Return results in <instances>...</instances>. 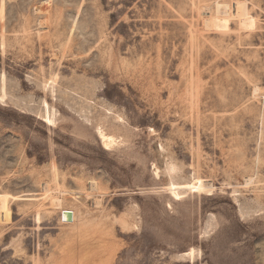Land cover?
I'll return each instance as SVG.
<instances>
[{
	"label": "rangeland",
	"instance_id": "374dc122",
	"mask_svg": "<svg viewBox=\"0 0 264 264\" xmlns=\"http://www.w3.org/2000/svg\"><path fill=\"white\" fill-rule=\"evenodd\" d=\"M0 264H264V0H0Z\"/></svg>",
	"mask_w": 264,
	"mask_h": 264
},
{
	"label": "bare ground",
	"instance_id": "6f19581e",
	"mask_svg": "<svg viewBox=\"0 0 264 264\" xmlns=\"http://www.w3.org/2000/svg\"><path fill=\"white\" fill-rule=\"evenodd\" d=\"M100 136H101V141H102V143H103V145H104V147L107 149V150H109L114 144H115V139L112 137V136H108L107 134H105V133H101L100 134ZM202 188H203V186H202V184H200L199 186H196L195 187V190L196 191H200V190H202ZM62 207V206H61ZM61 210V209H60ZM68 210V209H67ZM65 212V211H64ZM70 212H72V211H70ZM73 213V212H72ZM74 214V213H73ZM74 217H75V215H74Z\"/></svg>",
	"mask_w": 264,
	"mask_h": 264
},
{
	"label": "water",
	"instance_id": "95a60500",
	"mask_svg": "<svg viewBox=\"0 0 264 264\" xmlns=\"http://www.w3.org/2000/svg\"><path fill=\"white\" fill-rule=\"evenodd\" d=\"M64 223H73L74 222V214L70 211H65L62 214Z\"/></svg>",
	"mask_w": 264,
	"mask_h": 264
}]
</instances>
